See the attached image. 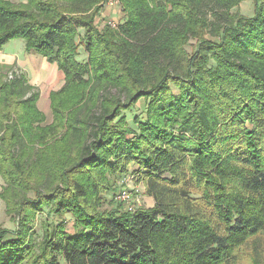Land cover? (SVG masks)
I'll use <instances>...</instances> for the list:
<instances>
[{
	"label": "trees",
	"instance_id": "1",
	"mask_svg": "<svg viewBox=\"0 0 264 264\" xmlns=\"http://www.w3.org/2000/svg\"><path fill=\"white\" fill-rule=\"evenodd\" d=\"M107 1L0 0V48L23 38L65 77L42 126L37 87L0 74V198L17 222L0 264H264V0L249 15L246 0H116L99 27ZM126 174L152 207L103 208Z\"/></svg>",
	"mask_w": 264,
	"mask_h": 264
},
{
	"label": "crops",
	"instance_id": "2",
	"mask_svg": "<svg viewBox=\"0 0 264 264\" xmlns=\"http://www.w3.org/2000/svg\"><path fill=\"white\" fill-rule=\"evenodd\" d=\"M120 16L119 3L116 0H108L96 15V22L99 27L108 22L116 24ZM9 42L0 48V74L14 71L18 75H25L29 83L35 85L40 92L37 103L39 104L40 99H46L49 103L50 91L58 90L63 86L65 77L62 71L56 63L47 61L42 55L28 52L24 42L14 43L15 47L8 45ZM40 109L43 111L42 108Z\"/></svg>",
	"mask_w": 264,
	"mask_h": 264
},
{
	"label": "rangeland",
	"instance_id": "3",
	"mask_svg": "<svg viewBox=\"0 0 264 264\" xmlns=\"http://www.w3.org/2000/svg\"><path fill=\"white\" fill-rule=\"evenodd\" d=\"M10 1L12 4H14L15 6H17L18 4L23 3L25 0H8ZM253 0H246L243 1L242 3H240V5L238 6L239 11L244 14V15H249L251 14V12L253 11ZM9 44L13 47H15L16 44L19 43H23L24 39L23 38H15V39H11L9 40ZM16 43V44H14ZM4 46V45H3ZM2 46V47H3ZM84 51H82V55L84 57ZM14 72V71H13ZM5 76L8 77V73L9 72H5ZM15 74V72H14ZM18 75V74H17ZM38 101V100H37ZM139 104H143L142 102H139ZM37 106H39V108L43 109V114H44V119L42 122V126H49L52 122H53V114L51 112V106L49 105V103L47 102L46 99H40L39 104L37 103ZM60 137V136H57ZM69 141L68 138H66L65 140H62V144H65ZM131 176L129 174H126L124 176ZM123 176V177H124ZM122 179L119 178L117 179L115 182V188H114V192H110V193H106L104 194V198L105 203H103V208H109V205L107 203H110L112 206H114V208H116L117 210L124 212V206L119 204V202L116 200V192H117V188H118V182ZM4 186V181L1 179L0 176V191L2 190V187ZM126 187L132 191L133 196L135 197V201H133V203L135 204V208L139 209V208H149L152 205L151 202V198L148 197L145 194V190H144V185L142 182H138L136 183L135 180L133 178H129V180L126 183ZM32 196V194H31ZM46 214L45 212L43 213H38L37 217H32L30 220H32L29 225L31 226V231L35 232V236L36 237H41L40 234L42 232V227H41V221H43L46 218ZM50 220H53L55 218V216H49L48 217ZM62 218V217H61ZM66 223H65V228L69 229L70 231H72V221L70 219V214L68 213L66 217ZM56 221H59L58 219ZM17 227V222H15L10 213L7 212L5 206H4V202L3 200L0 198V228H4L7 230H14ZM241 264H250V260L247 257H241Z\"/></svg>",
	"mask_w": 264,
	"mask_h": 264
},
{
	"label": "built area",
	"instance_id": "4",
	"mask_svg": "<svg viewBox=\"0 0 264 264\" xmlns=\"http://www.w3.org/2000/svg\"><path fill=\"white\" fill-rule=\"evenodd\" d=\"M110 25L115 26L113 22H108ZM14 75V72L8 73V78H11ZM129 178H133L132 176H124L119 182H118V188L116 192V200L119 202V204L124 206V211H135V204L133 201H135V197L133 196V193L131 190H129L126 187V183L129 180Z\"/></svg>",
	"mask_w": 264,
	"mask_h": 264
}]
</instances>
